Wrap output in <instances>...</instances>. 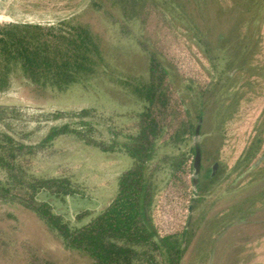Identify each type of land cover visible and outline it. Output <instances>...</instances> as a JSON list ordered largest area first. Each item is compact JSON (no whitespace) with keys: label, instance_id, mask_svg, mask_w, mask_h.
Segmentation results:
<instances>
[{"label":"rangeland","instance_id":"374dc122","mask_svg":"<svg viewBox=\"0 0 264 264\" xmlns=\"http://www.w3.org/2000/svg\"><path fill=\"white\" fill-rule=\"evenodd\" d=\"M90 1L0 0V23L54 24L76 16L96 36L105 65L63 91L26 84L14 70L0 90V130L36 144L52 126L65 123L106 144L108 128L118 142L125 141L143 103L116 79L147 77L148 53L138 43L145 39L194 127L202 111V184L195 207L186 208L193 187L169 188L168 172L159 165L152 205L156 225L171 231L192 216L195 234L180 264H264V0H157L165 14L144 25L124 21L110 0H101L100 9ZM200 33L214 47L212 57L196 42ZM199 86L209 88L202 97L196 94ZM81 109L90 110L83 120L91 121L95 132L75 114ZM193 134L178 145L158 139L154 160L188 150ZM131 164L123 149L103 151L73 133L58 135L29 160L37 175H67L78 184L80 194L59 199L41 193L39 198L71 221L88 213L81 222L113 198L119 174ZM189 176L187 171L182 180ZM32 251L51 264H94L67 247L35 213L0 201V264H26L21 257Z\"/></svg>","mask_w":264,"mask_h":264},{"label":"trees","instance_id":"16d2710c","mask_svg":"<svg viewBox=\"0 0 264 264\" xmlns=\"http://www.w3.org/2000/svg\"><path fill=\"white\" fill-rule=\"evenodd\" d=\"M110 1L119 9L124 21L139 20L144 25L153 15L165 14L157 0ZM90 5L100 9L102 1L91 0ZM196 42L212 57L214 47L204 34H198ZM138 43L148 53L147 77L125 75L124 80L116 79L143 103L142 110L134 116V132L123 135L125 141L118 142L116 134L108 128L110 141L106 144L90 135L83 136L77 127L65 123L52 126L36 144L25 143L0 130V201L19 204L35 213L67 247L87 255L94 264H180L195 234L192 216L191 221L187 220L180 228L161 232L152 215L156 194L154 178L159 165L168 172L167 186L182 187L184 192L187 186L193 187L195 170L193 144L186 151L179 149L176 154L155 160L154 145L158 139H162V144H181L194 133L196 126L182 98L173 91L167 79L168 72L156 52L146 47L145 39L141 38ZM99 64L105 66L96 36L88 24L74 15L54 24L0 23V90L8 85L11 72L17 70L26 84L63 91L93 76ZM208 89L207 86L197 87V96H204ZM173 93L177 94L175 98ZM89 112V109H81L75 114L90 133L95 132L94 126L88 119L83 120ZM201 115L199 110L198 120ZM66 133H73L86 144L103 151L118 147L132 159L131 166L117 178L113 198L84 222L81 220L88 213H78L71 221L57 212L51 202L39 198L41 193L59 199L80 194L72 177L37 175L29 166V160L37 151ZM117 133L122 134V131ZM187 171L189 180H182ZM200 172L201 165L196 188L190 190L192 209L197 201L194 196L202 184ZM204 239L201 237L200 241ZM21 259L26 264H51L33 251Z\"/></svg>","mask_w":264,"mask_h":264},{"label":"water","instance_id":"95a60500","mask_svg":"<svg viewBox=\"0 0 264 264\" xmlns=\"http://www.w3.org/2000/svg\"><path fill=\"white\" fill-rule=\"evenodd\" d=\"M200 124L201 120L199 119L197 125L195 127V131L192 138V143L194 146L195 154H194V173H193V188H196V184L198 181V173L200 168V158H201V151H200ZM192 207L189 206V211L191 212Z\"/></svg>","mask_w":264,"mask_h":264}]
</instances>
